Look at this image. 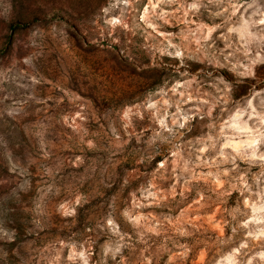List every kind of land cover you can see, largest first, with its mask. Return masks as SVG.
Here are the masks:
<instances>
[{"label":"rangeland","instance_id":"1","mask_svg":"<svg viewBox=\"0 0 264 264\" xmlns=\"http://www.w3.org/2000/svg\"><path fill=\"white\" fill-rule=\"evenodd\" d=\"M226 7L227 0H0V17L11 18L0 20V66L24 74L32 32L46 57V80L29 93L31 112L19 125L34 134L24 133L11 160L0 155V226L10 224L11 202L19 247L36 257L32 264H264V197L257 194L264 169L236 159L247 192L233 187L236 172L220 177L223 183L208 175L217 172L212 162L228 142L216 137L229 109L251 102L264 115V95L257 96L264 93V64L233 67L235 60H225L243 44L226 33L244 12L229 20ZM200 37L206 39L197 43ZM236 56L247 63L240 51ZM221 79L228 103L214 109L210 130L195 109L218 95ZM0 87L3 99L9 85ZM125 108L133 110L124 116ZM178 110L193 119L170 136L158 120L172 127ZM242 123L225 136L254 137L255 117L248 131ZM207 135L215 148L198 153ZM231 143L223 151L235 156L238 141ZM85 154L87 167H78L75 156ZM12 189L19 199L10 201ZM62 201V212L74 205L75 216L57 211Z\"/></svg>","mask_w":264,"mask_h":264},{"label":"clouds","instance_id":"2","mask_svg":"<svg viewBox=\"0 0 264 264\" xmlns=\"http://www.w3.org/2000/svg\"><path fill=\"white\" fill-rule=\"evenodd\" d=\"M9 5L11 6V0H8ZM217 2H222V0H217ZM197 3L191 5L192 8H197ZM243 8L244 12L237 18V23L239 26L229 27L228 33L238 34L239 40L243 41L240 49H233L232 52L225 55V60L231 62L235 60L233 67H248L250 68L251 64L261 63L264 64V52L260 49L264 46V0H227V7L224 9L229 12L227 19L231 20V17L234 16L237 12H240V9ZM247 13V16H245ZM0 20H3L5 23H10L11 18L0 17ZM36 35L35 32H32V35L28 38V43L25 44L26 52L22 58V63L24 65V74L21 75L19 70L8 69L3 66H0V85L7 83L9 85L8 94L0 99V155H7L8 158L12 159V153L15 149L23 145L24 133L26 132L29 135H32L31 129L24 128L21 129L20 122L25 119L31 112V102H33V97L31 93L33 90L37 89V86L42 85L46 76L41 69V65L46 59L45 53L42 48L37 44L36 40L32 39ZM200 39H206V37H200L197 40L199 43ZM249 45H253L250 49ZM240 51L242 53L243 60L247 63H242L240 58L236 56V52ZM222 55L224 53H221ZM175 56L179 57L181 53L176 51ZM251 59L249 60V58ZM219 84H224V81L221 79L216 85V91L218 95L213 97L211 101L209 99H204L200 101V106L195 109V114L199 115L200 119L203 120L205 117L209 119V123L206 125L210 130H212L215 125L212 122L213 117L212 113L217 105H226L228 103V97L230 89L227 84H224L223 88L219 87ZM179 85L174 86L171 91L176 92ZM20 90H24L21 92ZM4 89L0 87V92H3ZM14 94H19V98H15ZM207 95V94H206ZM264 93H257V96H262ZM4 99L10 100L11 103L5 105ZM167 103V101H165ZM260 107L264 108V99L260 100ZM148 109H156L155 103H149L147 105ZM132 108L124 109V116H127L132 112ZM165 115H167L165 113ZM76 116L83 120L85 119L84 115L76 113ZM247 116V120L243 118ZM255 117L256 124L253 125V130L256 135L250 137L247 140H240L239 137H226L225 132L227 129H237V124L243 121L241 128L244 131H248V120H252ZM193 119V114H190V111L185 112L183 115L180 114L179 110L176 113V118L172 119V127H169L165 124L164 117H161L158 120V124L164 132H168L169 135H181V129H185L186 125ZM259 125V126H257ZM127 127V125H125ZM113 136L116 135L115 129H110ZM191 131V127L188 128ZM107 135V133H106ZM158 136L162 135L157 133ZM119 137H117L118 139ZM165 139H167L165 137ZM222 139H226L228 142L222 143V146L217 150V159L212 162V166L216 167L218 170L216 173H208V175L213 176L216 182L223 183L224 181L220 180V177L229 176L230 173L236 172L235 182L233 187L235 188L237 184L244 185L243 188L238 189L244 192L249 191L247 187V180L245 175H239V169L236 165V159H240L249 164L260 163L262 169H264V151H261L258 147L259 145H264V115H257L256 110L252 107L251 102L247 103L246 107H241L239 103L235 104L232 109H229L228 119L224 121L223 124L219 126V133L217 134L216 140L219 143ZM237 140L238 143L234 148L236 152L235 156L231 154L225 155L223 149L232 147V140ZM212 135H207L199 140L200 147L196 149L198 153H205L210 149L215 148V144L212 143ZM93 154H96V144L92 141H89ZM174 155H179V152H174ZM44 156H47V152H43ZM200 157L198 156L197 159ZM75 161L77 166L85 165L87 167L86 154L75 156ZM225 164H230L232 167L230 169H224L221 166ZM15 171V166L12 168ZM264 175V171L260 173ZM75 179V176H73ZM22 187V186H20ZM51 187L49 191H51ZM259 196L264 197V184L259 187L258 193ZM17 196V190L12 189L10 193L11 198ZM81 201V197H76V203ZM66 201H62L58 204L57 211L62 212L65 208ZM70 203V202H69ZM39 207V205L37 206ZM72 210L69 214L75 216L76 210L75 206L72 205ZM10 221L9 225L0 226V264H32V259H36L35 256L31 258L26 257L24 252L20 249L19 243L21 239L20 228L14 223L15 213L12 209L11 202L8 205ZM32 223L35 225V228H41L39 220H34ZM30 231H34L31 229ZM245 247V245H241ZM116 252H119V248L116 249ZM261 259H264V253L260 254ZM37 264H39L37 260ZM250 264V262H248Z\"/></svg>","mask_w":264,"mask_h":264}]
</instances>
